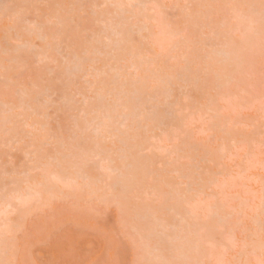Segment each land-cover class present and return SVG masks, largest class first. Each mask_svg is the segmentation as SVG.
<instances>
[{
  "label": "rangeland",
  "instance_id": "obj_1",
  "mask_svg": "<svg viewBox=\"0 0 264 264\" xmlns=\"http://www.w3.org/2000/svg\"><path fill=\"white\" fill-rule=\"evenodd\" d=\"M134 1L0 0V206L13 194L28 193L36 184L48 189L31 211L0 214V260L16 264H138L156 260L157 255L173 260L169 244L182 229L170 230L179 220L175 208L181 215L191 216L186 217L189 225H203L197 236H189L192 242L199 241L205 257L192 260L256 264L260 259L258 240L254 248L245 249L240 243L246 235L258 234L264 191L259 35L245 42L237 33L232 45L220 25L226 18L230 23L239 21L228 9L209 7L257 2L258 13L260 0H148L129 7ZM123 9L134 10L137 17L127 13L122 20V16H114ZM161 14L167 25L163 32ZM108 20L119 21V29L131 31L121 51L106 49L105 56H97L95 49L104 50L103 42L96 40H105L101 31ZM144 25L148 31L136 32ZM31 31L45 34L46 41ZM13 35L19 37L17 43L12 42ZM25 40L31 43V50L15 55L18 59L14 62V56L4 50L18 48ZM226 42L234 51L229 58L240 57L244 62L237 68L225 62L226 73L235 81L218 88L212 75L224 63L201 57L221 50ZM43 51L48 58L40 54ZM36 54L46 59L40 61ZM95 56L98 60L90 64ZM72 59L81 67L74 77L66 73L72 68ZM134 61L141 64L137 72L129 68ZM185 67L189 69L183 81L180 75ZM153 76L160 80L154 82ZM100 90L104 95L101 102L109 111L114 96L126 91L123 94L130 100L122 102L131 118L123 126L121 118L108 120L111 129L103 136L90 127L78 132L76 124L83 128L96 111L105 112L97 109ZM133 91L140 92V105L145 109L158 105L155 110L160 119H166H161L166 126L155 129L158 119L137 131L142 112L135 101L138 96L131 98ZM152 94H159L157 101L146 102ZM83 98L88 100L84 106L88 111L81 108ZM21 104L30 109L21 108ZM80 109L91 114L83 117ZM170 109L175 111L173 118L167 114ZM114 128L126 129L125 138L123 134L114 137ZM124 141L131 146L130 159L138 161L141 168L134 180L121 182L112 190L119 179L112 170L129 173L118 159ZM97 160L103 168L97 166ZM41 161H54V174L68 177L65 181H72V186L64 187L52 176L37 172ZM84 161L89 162L87 166ZM122 183L128 186L124 194ZM216 207H222L220 214L225 217L234 211L228 226L215 224L210 217ZM157 224L161 226L154 227ZM186 226L191 227L186 224L182 230ZM143 235L147 240L141 239ZM230 240L238 242L236 248ZM225 247L229 251H224Z\"/></svg>",
  "mask_w": 264,
  "mask_h": 264
},
{
  "label": "bare ground",
  "instance_id": "obj_2",
  "mask_svg": "<svg viewBox=\"0 0 264 264\" xmlns=\"http://www.w3.org/2000/svg\"><path fill=\"white\" fill-rule=\"evenodd\" d=\"M148 3V0H135L134 1V4L133 5H131L132 6V8H136L137 6H139V5H144V4H147ZM112 4V3H111ZM252 4H257V2H251V5ZM134 10H129V9H123V10H121V13L120 14H115L114 16H117V17H120V16H122V20L124 19V15L125 14H130V17L131 18H136L137 16H136V13H134L133 12ZM255 12H256V10H255ZM259 13V12H258ZM257 12H256V18H257V23H258V20H259V14H258ZM129 17V18H130ZM102 18H103V16H102ZM104 19V18H103ZM114 19V18H113ZM114 21H115V19H114ZM104 21H101L100 23H103ZM112 22H113V20H112ZM111 22V20H108L107 21V23L106 24H104L103 26V29H102V31L101 32H103L102 34H104V41H100L99 39H97L96 40V38H94L93 39V41L94 40H96V42L97 43H102V44H99V45H102V48H103V50L104 51H98L97 49H95V51H96V55L97 56H105V54H107L106 52H105V50L107 49V50H109L110 49V51H114L115 49H117V50H120V49H123V47L122 46H124V43L126 42V38L128 37V35H129V33H130V31L131 30H129V29H126V31H124L123 29H119V27H120V22L118 21H116V22H113L112 23ZM221 27H223V23L220 25ZM132 27H135L134 26V24L132 25ZM131 29V28H130ZM145 31H148V28H147V26L146 25H144V26H142V27H140V28H137V30H136V32H138V33H141V32H145ZM129 32V33H128ZM31 33H33V35L37 38V36H38V38H40L39 40H41V41H43V40H45L46 41V39H44L45 37H47L45 34H43V35H41V32H39L38 31V33L36 32V33H34L33 31H31L30 32V34ZM127 35V36H126ZM125 36V37H124ZM31 43L29 42V41H27V40H25L24 42H22L21 43V45L20 46H18V48L17 47H14V49L13 48H6V50H4V52H5V54L7 55L8 53H9V55H13L14 57H11L12 58V60L14 61V62H16L15 60H17L18 58H16V56L15 55H18L17 57H19V54H20V52H23V51H26V50H28V52L31 50V48H29V46H31L32 47V45H30ZM122 47V48H121ZM175 48L177 47V44L174 46ZM27 48H29V49H27ZM119 48V49H118ZM9 49H10V51H9ZM112 49V50H111ZM12 51H14L13 53H10V52H12ZM99 53H98V52ZM121 51V50H120ZM103 52V53H102ZM234 51H233V49H232V47H231V44L229 43V42H226L224 45H223V47H222V49L221 50H219V51H211L210 53H207L206 55H204L205 57L203 58V56L201 57V59L204 61V60H209V61H212V60H216V62L217 63H224L223 65V68L221 67V69H219L218 71H216V72H214L213 73V75H212V77H215L214 79L216 80V87H218V88H225V87H227V86H229L231 83H233L234 81H235V78L232 76V75H229L228 73H226V69L224 68V67H226V66H233V67H240L242 64H243V59L242 58H240V57H234V58H229L230 57V55L233 53ZM16 53H18V54H16ZM41 55L42 54H44V56H46V52L45 51H43L42 53H40ZM40 54L38 55V54H36L35 56L37 57V58H39L40 57ZM97 56H95L96 58H91V60L92 61H90V64H94V63H96V62H94L95 60H98V58H97ZM108 56V55H107ZM74 57H76V56H74ZM46 58H48V56H46ZM46 58H39L40 59V61H42V60H45ZM134 58V56H131V60ZM100 59V58H99ZM83 60V59H82ZM231 60H233V61H231ZM9 61H11V59L9 60ZM13 61H11V62H13ZM78 61H81L80 60V58H78ZM89 61V60H88ZM227 61H230L229 63H228V65H225V62H227ZM92 62V63H91ZM69 63H71V64H73L72 65V68H67L66 69V73H67V75H69L70 77L71 76H75L76 74V72H79L80 71V65H78V64H74V59H72L71 61H69ZM138 64V65H137ZM140 63H137V62H132L130 65H129V68H131V69H133V70H135L136 72H137V69H139V67L138 66H141V64L139 65ZM90 66H92V65H90ZM187 69H189V68H187V67H185V69H184V72L183 73H181V75H180V77H182V79H183V81H186V79H184V78H186V76H187V72H188V70ZM89 71V70H88ZM91 71H92V68H91ZM100 74V73H99ZM68 76V77H69ZM154 76H156V75H154ZM153 76V77H154ZM173 78V75H171V76H169L168 78H167V83H171L170 82V80L172 81V78ZM94 78H96V77H94ZM93 78V79H94ZM152 78V77H151ZM155 78V77H154ZM153 79V78H152ZM169 79V80H168ZM153 80H155L154 82H158L159 80H160V76H158L157 78H155V79H153ZM152 80V81H153ZM219 80L221 81V82H219ZM222 83V84H221ZM223 86H221V85ZM220 86V87H219ZM102 92V90H100V92H98L97 94V100L98 101H102L103 100V98H104V95L101 93ZM119 92V91H118ZM121 93L120 94H118V95H120L119 97L118 96H114L115 97V100L113 101V105H112V107L110 106V111L107 109V107L105 106V105H103V103L101 102V105L97 108V109H104V113L101 115V113H99L98 111H96V116H93V117H91L89 120H87V122H84V125H85V127H83V128H81V127H79V124H76V130L78 131V132H84L86 129H89V127L90 128H92L93 129V131H94V133L96 134V135H101V136H103V134L105 133V132H108V130L107 129H111L107 124H108V120H109V122H110V120L112 119V118H115V116L116 117H118V118H121V122H120V125L121 126H123V124H125L127 121H129V119L131 118L130 117V114L129 113H127V112H125V110L127 109V104L125 103V102H122V99H124V100H127V96H124V95H126L127 93H124L123 94V92H126V91H123V90H121L120 91ZM101 93V94H100ZM24 94V93H23ZM25 96H26V94H24ZM23 95V96H24ZM135 95H137L138 96V98L137 97H135ZM150 96H152V97H149V99L148 98H146V102H150V101H157V98L159 97V94H152V95H150ZM167 97L166 98H168V97H170V94H168L167 93V95H166ZM117 97V98H116ZM124 97V98H123ZM137 99V100H135V98ZM141 94H140V92H138V91H133V96L131 97V98H133L135 101H137V103H138V105H140V104H143V103H141L140 101H141ZM140 98V99H139ZM84 99V101L83 102H85L84 104H83V107H81V108H87V107H84L87 103H88V100L86 99V98H83ZM86 99V100H85ZM130 100V98H128V101ZM149 100V101H148ZM128 103V102H127ZM151 103H147L146 105H150ZM145 105V106H146ZM21 106V108H23V109H30L29 108V106H24V104H21L20 105ZM141 107V108H140ZM140 107L138 106V109H140V111L142 112V120L140 121V117L138 116V113H136V115L138 116V118H139V125L137 126V131L138 130H140V129H147V128H149V123L148 122H150L151 123V121L153 122V121H158V119H160L159 118V114H158V112H157V110H155V108L157 109L158 108V105L156 104V105H154V107H153V105H150V107H149V110H147V109H145L144 108V106L143 105H140ZM144 108V109H143ZM151 108V109H150ZM84 109H80L81 111L79 112V114H81L83 117H87V116H89V114L88 113H90V112H87L88 111V108L86 109V110H84ZM154 110V111H153ZM117 112H119V113H117ZM147 112V113H146ZM83 113V114H82ZM143 113H145V114H143ZM91 114V113H90ZM98 114V115H97ZM117 114V115H116ZM168 116H170L171 118H173V116L175 117V111H173V109H170L169 111H168ZM99 115H101V116H99ZM134 115V114H133ZM153 115V116H152ZM144 117L146 118V119H144ZM161 119H163V118H161ZM159 120L158 122H159V124H157L156 123V125L154 126V128L155 129H160L161 128V126H166V119L164 118L163 120H165V121H163V120ZM148 120V121H147ZM144 122V124H143V122ZM142 122V123H141ZM146 122V123H145ZM5 123H3L2 125H4ZM165 124V125H164ZM220 125V124H219ZM2 129V127H0V130ZM115 129V128H114ZM225 128L223 127V128H221V130H224ZM122 130H124V131H121L120 129H115V131H117V134H115V133H113V136L114 137H119V135H122V136H124V138H125V135H126V129H122ZM114 130L112 131V130H109V132H115ZM125 134V135H124ZM125 143L124 144H122V146H124V147H122L121 148V150L119 151V155H118V159H120L119 161L121 162V161H123V162H121V163H123V164H125V163H127L128 161H130V162H128L127 164H125V165H123L122 164V167H124V168H128L127 170H128V175H125V174H123V173H121V171H120V168H115V169H113L112 171L113 172H117L118 173V175H119V179H117L116 181H117V183H115V184H113V189L112 190H115V186H116V188H118V186L117 185H119L121 182H125L126 180L128 181V180H134L135 179V177H136V175H137V171L136 170H139V168H141L140 167V165H139V162L138 161H136V160H134V159H130V158H132V155H131V153H130V150H131V146H127V142L126 141H124ZM127 161V162H126ZM138 162V163H137ZM130 164H132V165H130ZM127 165V166H126ZM139 166V167H138ZM135 167V168H134ZM78 175H80V174H78ZM135 176V177H134ZM77 177H79V176H77ZM69 178L68 177H65L64 178V180H68ZM89 184H87L86 186H88ZM123 185V186H122ZM121 187H123V191H122V194H124V193H126L125 192V190L128 188V186H126V185H124V183H122L121 184ZM32 194L34 195L35 193L34 192H32ZM10 203H12L13 204V199H11V200H6V202L5 203H3L2 204V206H0V207H2V209H0V214H4L6 211H9V209H8V205L10 204ZM119 204H120V202H119ZM245 203H242L241 205H242V207H244L245 205H244ZM177 206L179 207V204H177ZM182 206V205H181ZM220 209H222V207H216L215 208V210H213V211H211L210 212V217L211 218H213V220H214V222H215V224H218V225H221V226H223V227H225V226H228L229 224H227L228 222H229V218L232 216V215H234V211L231 213V214H229L228 216H223V215H221L220 214ZM175 210V212L176 213H174L175 215L177 214L178 216L177 217H179V220L177 221V223L176 224H173V225H171L170 226V230H176L178 227H182V229H183V226L184 225H188V226H191L190 228H188L187 226H186V229L184 228V230H182L181 228H179L178 230H177V238H176V236H173L172 238H174V239H172L171 238V241H172V243H170L169 244V249H171L170 250V252L171 251H173V255H172V259L173 260H182V259H187V260H192V259H195L196 257H198L199 259H204V257H205V255H204V253L203 252H201L200 250L198 251L197 250V245L199 244V241H196V243H194V242H192V236H197L198 234H199V232L200 231H202L203 230V225H197L196 223H194L193 225H192V223L189 225V223L188 222H186L187 220H186V217H188V219L189 218H191V216L189 215H181L177 210V208H175L174 209ZM187 210V209H186ZM189 212H190V209L188 210ZM192 211V210H191ZM192 213V216H193V213L194 212H191ZM237 214H239V212H236ZM190 214V213H189ZM183 216H185V217H183ZM139 219H140V216H139ZM142 219H145L144 217L142 218ZM227 220H228V222H227ZM182 223V224H181ZM184 224V225H183ZM159 226H161V224H157V225H154V227H159ZM196 226H198V227H196ZM191 228H192V230H191ZM194 228H196V229H194ZM181 229V231L184 233H182L181 231L179 232V230ZM231 230V229H230ZM232 230H233V228H232ZM147 233V232H146ZM180 233V234H179ZM174 234V233H173ZM217 234V233H216ZM189 235H192V236H189ZM186 236V237H185ZM189 236V237H188ZM212 236H214V235H212ZM148 238V236H144L143 235V237H141V239L142 240H147V238ZM166 237V236H165ZM191 237V238H190ZM214 238H215V236L211 239V241H213L214 240ZM174 240V241H173ZM182 240H183V242H182ZM181 241V242H180ZM199 247H200V244L198 245ZM171 247V248H170ZM168 249V250H169ZM200 249V248H199ZM208 256H210V255H208ZM155 259H165V258H163V257H161L160 255L158 256H156V258ZM202 262V261H201Z\"/></svg>",
  "mask_w": 264,
  "mask_h": 264
},
{
  "label": "snow or ice",
  "instance_id": "obj_3",
  "mask_svg": "<svg viewBox=\"0 0 264 264\" xmlns=\"http://www.w3.org/2000/svg\"><path fill=\"white\" fill-rule=\"evenodd\" d=\"M129 7H132L129 5ZM191 7V6H189ZM209 7H218L230 10L231 16L235 17L239 23H230L226 18L223 21V27L225 29V40L229 41L232 45L236 44V35L240 34L241 40L245 42H251L255 39L257 34L259 35L260 41V55L262 61V73L259 81V87L261 89V100L262 104H264V0H260L259 2V20L257 23L256 12L255 9L257 5H249V4H226V5H216ZM248 10V11H245ZM17 23H19V16H16ZM161 31H165L167 29V25L165 24V20L163 14H161V18L159 21ZM10 31V30H6ZM168 35H172L167 32ZM173 39L175 37L173 36ZM13 43H17L19 41V37L13 35L11 37ZM251 87H255L254 83H250ZM261 148L264 149V132L261 133ZM54 161H41L36 171L43 175H50L55 180L57 184L63 185L64 187H71L72 181H65L62 177L57 176L53 172ZM85 166L89 163L88 161L83 162ZM97 166L103 168L102 162L97 160ZM105 171H110V169H103ZM48 189L44 184H36L32 186L28 193L23 195L13 194L12 199L14 204L10 203L8 205V209L13 211L16 214H24L32 210V208L40 201L43 193ZM32 192L35 194L33 195ZM259 214L261 216V222L258 229V234L246 235L245 239L240 242L243 247L247 249L248 247H255L257 240L259 242L260 248V259L256 262V264H264V191L261 192V200L259 206ZM11 236V233H8ZM232 244L233 248L237 247L238 242L235 240L229 241ZM209 246H213L212 242L209 241ZM197 250L199 251V246L197 245ZM224 251H229L227 247L224 248ZM0 264H16L15 261H4L0 260ZM138 264H202L199 260H171V259H156L152 261H139ZM251 264V262H249Z\"/></svg>",
  "mask_w": 264,
  "mask_h": 264
}]
</instances>
